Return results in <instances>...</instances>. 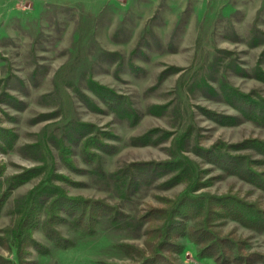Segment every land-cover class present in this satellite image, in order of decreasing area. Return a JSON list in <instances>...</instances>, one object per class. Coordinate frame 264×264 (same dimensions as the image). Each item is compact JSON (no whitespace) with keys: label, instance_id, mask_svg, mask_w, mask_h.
<instances>
[{"label":"rangeland","instance_id":"rangeland-1","mask_svg":"<svg viewBox=\"0 0 264 264\" xmlns=\"http://www.w3.org/2000/svg\"><path fill=\"white\" fill-rule=\"evenodd\" d=\"M95 1L0 0V264H264V0Z\"/></svg>","mask_w":264,"mask_h":264},{"label":"trees","instance_id":"trees-1","mask_svg":"<svg viewBox=\"0 0 264 264\" xmlns=\"http://www.w3.org/2000/svg\"><path fill=\"white\" fill-rule=\"evenodd\" d=\"M182 170V169H181ZM181 173V171H180ZM35 192H31V199L28 202V204H26V208L23 214V217L21 218V223L18 224L16 226V228H14L10 233L13 239V243L15 245V248L20 251V247L22 246V244L24 243V241L28 238L29 239V235L26 233V225L25 222L29 217V213L32 210V201L35 195ZM210 200H212L211 202H208V205L205 207H203L202 204H200V208L199 210H201V213H204V215L206 214V218L208 215H220L221 211L225 209V211H227V214L230 215L231 217H233L234 219L240 220L241 222L246 221H251L252 223V227L257 226V228L259 230L264 231V212L262 213L260 210L255 209L252 205H247V204H241L240 206H236V207H228V205L223 204V203H219V201L215 202V200H217V198H211ZM65 202H73L76 200H70L69 198H64ZM74 203V202H73ZM76 203H74L75 206ZM180 202H174V204L172 205V207L170 208V210L168 211V213L166 212L163 216L164 219V223L161 226V240H159L158 242L152 244L149 246V251H150V256L147 258H144L145 261L143 262V264H170L169 261L164 260L163 255L159 254L160 251L162 250H166V251H171L170 248H172V242H170V240L168 239L170 230L172 228V223H173V219L178 217V216H182V217H186L188 216V212L186 211H181L180 210ZM104 213V212H103ZM84 215V214H83ZM84 217V216H83ZM248 219V220H247ZM84 219H78L77 221L80 223H84L83 221ZM92 222V217L89 215L88 217V221L86 223H90ZM245 223V222H244ZM248 223V222H247ZM250 225V224H249ZM201 229H203L204 231H208V224L205 222L202 224ZM212 232H209V234H211ZM213 235V234H212ZM207 240L209 238H206V236H204L203 238H201V241ZM210 243H209V249H213L212 254H209L208 257H213L215 259V261L220 262L221 264V259L225 260H229L230 259V255L234 258L237 257L236 253L237 251H239L238 246L235 244H232V242H229L227 240H222L221 238L215 236L214 238L210 239ZM200 240H198L199 242ZM200 241V243H202ZM227 241V242H226ZM34 246L37 247V244L34 243ZM63 248H67V245H63ZM240 252V251H239ZM240 256L243 259H246L245 262H243V264H250V260L247 256H243L240 254ZM239 257V256H238Z\"/></svg>","mask_w":264,"mask_h":264},{"label":"crops","instance_id":"crops-1","mask_svg":"<svg viewBox=\"0 0 264 264\" xmlns=\"http://www.w3.org/2000/svg\"><path fill=\"white\" fill-rule=\"evenodd\" d=\"M30 1H37V0H30ZM39 1H81V0H39ZM87 1H91L92 2V1H95V0H87ZM96 1L98 3H101L102 1H105V0H96ZM98 3H97V5H99Z\"/></svg>","mask_w":264,"mask_h":264}]
</instances>
